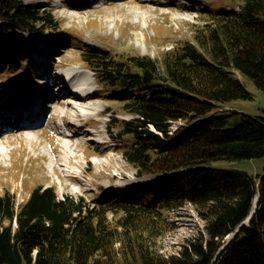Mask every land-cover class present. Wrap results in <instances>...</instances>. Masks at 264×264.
Here are the masks:
<instances>
[{
  "label": "trees",
  "instance_id": "16d2710c",
  "mask_svg": "<svg viewBox=\"0 0 264 264\" xmlns=\"http://www.w3.org/2000/svg\"><path fill=\"white\" fill-rule=\"evenodd\" d=\"M240 2L239 9L211 7L195 42L177 44L161 61L118 59L100 46H82L81 62L100 87L121 94L120 111L131 115L121 120V135L129 136L124 158L138 176L153 180L136 196L115 199L105 192L93 200L60 196L55 186L39 185L17 206L16 194L5 191L0 264H264V171L209 164L264 158V112H233L232 125L214 112L218 102L251 98L235 70L264 90V0ZM60 28L43 7L0 0V54L5 46L16 55L26 33ZM258 193L255 214L242 224ZM186 202L196 207L204 230L164 254L153 247L166 224L164 211ZM109 212L121 216L112 221Z\"/></svg>",
  "mask_w": 264,
  "mask_h": 264
},
{
  "label": "rangeland",
  "instance_id": "374dc122",
  "mask_svg": "<svg viewBox=\"0 0 264 264\" xmlns=\"http://www.w3.org/2000/svg\"><path fill=\"white\" fill-rule=\"evenodd\" d=\"M24 1L52 12L61 28L26 33L24 40L18 42L21 50L16 55L4 46L0 64L6 62V66L0 70V97L10 96V87L28 84L29 69L34 62L30 54L41 56L45 51L53 56L51 64L61 62L74 74L83 76L91 93L77 98L86 111L69 107L66 94L57 96L43 110L42 125L18 127L14 133L0 136V195L7 190L15 193L17 206L39 185L55 186L60 196L66 192L83 194L89 200L99 198L101 192L113 199L136 196L137 188L149 184L153 178L138 176L123 156L129 136L121 135V120L131 115L120 111L121 94L100 87L93 73L86 70L79 56L82 46H101L118 59L145 55L161 61L163 53L177 44L195 42L196 29L209 21L211 7L239 9L240 0ZM235 75L251 98L216 104L214 112L226 115L227 125L233 124L230 122L233 112L250 115L264 112V90L250 76L236 70ZM57 86L50 90L57 93L66 88L65 84ZM63 97L65 104H58ZM181 122L174 121L172 129ZM81 124L87 128L79 127ZM90 132L94 138L87 135ZM209 164L243 169L255 175L264 171V158L219 159ZM108 215L115 221L121 212ZM164 218L165 227L155 237L153 246L164 254L178 252L204 230L205 221L190 202L165 210ZM232 236L233 233L228 235L226 241Z\"/></svg>",
  "mask_w": 264,
  "mask_h": 264
},
{
  "label": "bare ground",
  "instance_id": "6f19581e",
  "mask_svg": "<svg viewBox=\"0 0 264 264\" xmlns=\"http://www.w3.org/2000/svg\"><path fill=\"white\" fill-rule=\"evenodd\" d=\"M49 57H50V55H49ZM49 60V59H48ZM41 62V61H40ZM51 63V62H50ZM43 65H41V67H42ZM47 66V65H46ZM64 72H65V74H64V76H63V79L65 78V77H70V76H72L74 79H76L75 80V82H74V90H73V92H76V93H78V94H80V93H82L83 91H84V89H87L86 91H89L88 89H89V87L86 85V81L84 80V77L82 76H77V75H75V74H70L69 72H70V70L69 69H64L63 70ZM45 72H48L47 70L45 71ZM50 79V77L47 79V80H49ZM57 85H64L63 84V81H59L58 82V84ZM57 85H52L50 88H48V87H46V90H50L51 88H53V89H55L56 87H57ZM25 86L26 85H16V86H14V87H10V90H11V95H13V93H14V91H17L18 89H24L25 88ZM65 91H64V89L62 88V91L61 92H57V94H56V96L55 97H57V96H62V95H64L65 93H64ZM88 93V92H87ZM87 93H86V95H87ZM45 95H47L48 97H47V101L50 103L51 101H52V99H54L53 98V96H51L50 94H48V92H46V94ZM77 95V94H76ZM78 97H79V95H77ZM67 98H68V102H67V105L69 106V107H72L73 108V110L74 111H76V109H78V110H81V111H86L87 109L83 106V105H81V103L80 102H78V101H80V99H77L76 97H72L71 95H69V96H67ZM70 98V99H69ZM66 99L63 97V98H60L57 102H58V104H65V103H63V101H65ZM6 101V100H5ZM33 101H35V100H33ZM36 102V101H35ZM34 102V103H35ZM26 104V105H25ZM25 105V106H24ZM31 105H33V104H31V102H30V99H26L25 100V102L22 104V106H24L23 108L25 109V108H27V107H29V106ZM30 106V107H31ZM34 106V105H33ZM22 108V107H21ZM21 108H19V106L17 105V106H15L14 107V111H13V117H18L20 114H21V112H22V110H21ZM19 109V110H18ZM24 112L26 113L27 111H25L24 110ZM23 112V113H24ZM27 127V126H26ZM32 127H37V126H32ZM91 134H93V132H90L89 134H87V135H90L89 137L90 138H94Z\"/></svg>",
  "mask_w": 264,
  "mask_h": 264
},
{
  "label": "water",
  "instance_id": "95a60500",
  "mask_svg": "<svg viewBox=\"0 0 264 264\" xmlns=\"http://www.w3.org/2000/svg\"><path fill=\"white\" fill-rule=\"evenodd\" d=\"M258 199H259V193L256 195V197L254 198V202H253V208L250 212V215L248 216V218L242 223V224H246L249 223L250 220L252 219L253 215L255 214L257 205H258ZM241 226V225H240ZM240 226L238 227V229L240 228ZM237 229V230H238Z\"/></svg>",
  "mask_w": 264,
  "mask_h": 264
}]
</instances>
